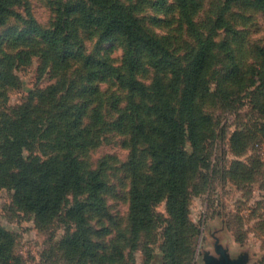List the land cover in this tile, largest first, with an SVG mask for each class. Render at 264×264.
Masks as SVG:
<instances>
[{
  "label": "rangeland",
  "instance_id": "374dc122",
  "mask_svg": "<svg viewBox=\"0 0 264 264\" xmlns=\"http://www.w3.org/2000/svg\"><path fill=\"white\" fill-rule=\"evenodd\" d=\"M51 1L28 0L27 12L31 13L27 14L23 6L18 11L28 22L33 17L48 27L54 20ZM123 1L135 4L145 26L165 36L177 58H188L197 46L180 18L175 0ZM225 1L196 0L195 21L206 34ZM223 20L213 35L209 89L198 101L208 120L206 138L200 144L201 156L194 157L189 175L190 226L183 264H215L224 260L222 252L230 262L264 264V0L236 2L224 11ZM10 26L25 25L13 20ZM7 30L0 27V41ZM92 30L84 26L78 34L85 43V52L105 55L121 65L125 38L118 34L98 41L97 32ZM78 67L79 62L74 63L69 72H77ZM17 73L16 85H0V130L5 120L15 118L14 106L27 102L32 91L44 89L56 79L39 56ZM154 76L155 71L144 59L138 78L150 88ZM101 88L108 91L100 97L103 122L89 127L90 142L79 152L85 170H99L104 177L106 185L99 199L69 194L68 205L59 214L45 218L19 205L11 186L2 188L0 228L6 236L0 241V264H168L165 230L171 216L166 198L154 206L153 227L141 231L135 241L131 235L134 175L150 174L152 157L143 142L133 144L128 133L114 126L117 114L108 97L113 92L122 97L125 93L110 83L101 84ZM120 106H126L124 99ZM40 116L38 113L35 118ZM90 123L89 118L85 119L86 125ZM77 200L88 205L89 240L99 252L107 254L106 260H94L71 241L78 226L66 213Z\"/></svg>",
  "mask_w": 264,
  "mask_h": 264
},
{
  "label": "trees",
  "instance_id": "16d2710c",
  "mask_svg": "<svg viewBox=\"0 0 264 264\" xmlns=\"http://www.w3.org/2000/svg\"><path fill=\"white\" fill-rule=\"evenodd\" d=\"M27 1L0 0V27H8L0 41V85H16L17 70L29 65L34 56L40 57L56 79L46 88L32 91L27 102L14 106L15 118L2 123L0 190L11 186L19 205L45 218L59 214L68 205L69 194H87L98 200L106 185L104 177L99 170H85L79 152L89 141V127L103 122L100 97L108 91H102L101 84L116 85L125 96L113 92L108 97L117 114L114 126L128 133L133 144L143 142L153 162L150 174L134 175L131 235L135 241L141 231L153 227L154 206L166 198L171 216L165 230L168 264H183L190 226L189 175L194 157L201 156L208 120L198 101L209 89L213 35L224 24V11L242 0H226L207 34L195 21L196 0H175L180 18L197 41L186 59L177 58L166 37L145 26L134 3L54 0V20L45 27L33 17L28 22L18 11L23 6L31 13ZM13 20L24 28L10 26ZM81 23L94 28L98 41L118 34L125 38L121 65L105 55L85 52L78 35L84 28ZM144 59L155 71L150 88L138 78ZM76 62L80 68L70 73ZM123 99L125 107L120 106ZM38 113L41 116L35 118ZM87 118L89 125L85 124ZM87 207L77 200L67 210V217L78 226L71 241L101 262L107 254L89 240ZM3 236L0 228V241Z\"/></svg>",
  "mask_w": 264,
  "mask_h": 264
},
{
  "label": "water",
  "instance_id": "95a60500",
  "mask_svg": "<svg viewBox=\"0 0 264 264\" xmlns=\"http://www.w3.org/2000/svg\"><path fill=\"white\" fill-rule=\"evenodd\" d=\"M222 255L224 256V260L215 264H238L237 262L234 261L230 262L224 252H222Z\"/></svg>",
  "mask_w": 264,
  "mask_h": 264
}]
</instances>
